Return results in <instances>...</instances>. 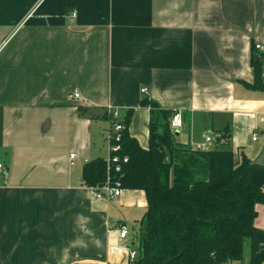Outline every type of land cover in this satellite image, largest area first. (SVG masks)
I'll list each match as a JSON object with an SVG mask.
<instances>
[{"label":"crops","instance_id":"0c3cea01","mask_svg":"<svg viewBox=\"0 0 264 264\" xmlns=\"http://www.w3.org/2000/svg\"><path fill=\"white\" fill-rule=\"evenodd\" d=\"M256 43L264 0H0V264H130L146 193L98 198L82 182L109 156L110 106L143 147L149 99L183 112V145L210 135L264 164V91L246 85Z\"/></svg>","mask_w":264,"mask_h":264},{"label":"trees","instance_id":"16d2710c","mask_svg":"<svg viewBox=\"0 0 264 264\" xmlns=\"http://www.w3.org/2000/svg\"><path fill=\"white\" fill-rule=\"evenodd\" d=\"M251 63L254 82L246 85L264 91V53L255 45ZM142 105L152 108L149 147L130 134L127 117L121 155L128 161L121 170L110 171L107 158L98 157L82 171L87 187H102L110 178L122 189L146 193L144 225L131 241L138 256L130 264H227L245 258L247 241L248 264H263L264 229L255 220L257 205L264 203V164L237 159L227 148L183 145L170 130L171 110L149 99Z\"/></svg>","mask_w":264,"mask_h":264},{"label":"built area","instance_id":"2783aa9c","mask_svg":"<svg viewBox=\"0 0 264 264\" xmlns=\"http://www.w3.org/2000/svg\"><path fill=\"white\" fill-rule=\"evenodd\" d=\"M76 13L73 12V16H75ZM255 48L258 50L260 53H264V45L262 43H256ZM148 91L147 87L142 88V92L146 93ZM72 98H80V93L78 91H75L74 93L71 94ZM114 107H108L107 111L111 114V129L108 134V145H109V156L107 157V162H108V168L109 170H116L120 171L121 170V163L128 161V156H122L121 151H122V132L124 130V121L120 120L119 118V112L117 110H113ZM264 121V119H263ZM183 125V112L179 109L174 110L171 115L170 119V130L173 134H175ZM257 138V134L254 135V139ZM211 141L212 137L209 135L206 137L205 142L201 144L198 148L203 151L210 150L211 147ZM75 158V154L71 155L72 161ZM0 168L6 173L7 171L4 169V165L0 164ZM111 179H108V183H106L102 187L98 188H93L95 192V196L98 198H113L117 197L121 194L122 192V187L119 182L112 183L110 181ZM129 235V229L126 225H122L120 228V236L122 239L127 238ZM129 262L133 263L135 262L137 256H138V251L134 247H129ZM264 264V263H263Z\"/></svg>","mask_w":264,"mask_h":264},{"label":"water","instance_id":"95a60500","mask_svg":"<svg viewBox=\"0 0 264 264\" xmlns=\"http://www.w3.org/2000/svg\"><path fill=\"white\" fill-rule=\"evenodd\" d=\"M92 111H93L94 113H96V114L101 115V116H103L104 113H105V111H103V110H98V109H96V108H93ZM175 134L178 135V134H179V131H177ZM155 152H156V154H157L158 156H162V152H161V151L155 150ZM242 155H243V157H246V155L244 154V152L242 153Z\"/></svg>","mask_w":264,"mask_h":264},{"label":"rangeland","instance_id":"374dc122","mask_svg":"<svg viewBox=\"0 0 264 264\" xmlns=\"http://www.w3.org/2000/svg\"><path fill=\"white\" fill-rule=\"evenodd\" d=\"M129 247H133V246L131 245ZM249 253H250V246H249V241H247L245 246V255L248 256Z\"/></svg>","mask_w":264,"mask_h":264}]
</instances>
